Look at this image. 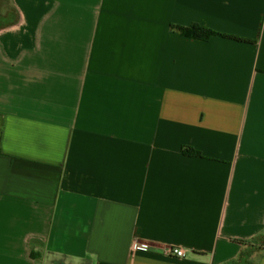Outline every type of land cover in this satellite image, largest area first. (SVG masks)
Instances as JSON below:
<instances>
[{"label": "crops", "instance_id": "crops-1", "mask_svg": "<svg viewBox=\"0 0 264 264\" xmlns=\"http://www.w3.org/2000/svg\"><path fill=\"white\" fill-rule=\"evenodd\" d=\"M10 4L0 264H264V0Z\"/></svg>", "mask_w": 264, "mask_h": 264}, {"label": "trees", "instance_id": "trees-1", "mask_svg": "<svg viewBox=\"0 0 264 264\" xmlns=\"http://www.w3.org/2000/svg\"><path fill=\"white\" fill-rule=\"evenodd\" d=\"M13 12H14V15H16V12L14 9H13ZM14 22H15V19L11 21V23H14ZM176 30L182 37L193 39V40H198V41H208L212 36H215V33H213L212 31L202 28V27H198V26H191L188 28H176ZM181 153L187 157L201 158V155L198 152L188 147H182Z\"/></svg>", "mask_w": 264, "mask_h": 264}, {"label": "built area", "instance_id": "built-area-1", "mask_svg": "<svg viewBox=\"0 0 264 264\" xmlns=\"http://www.w3.org/2000/svg\"><path fill=\"white\" fill-rule=\"evenodd\" d=\"M130 249L146 251L147 247L142 246V245H137L136 243H131ZM189 252H190V249H188L187 247L177 246L169 250V256L173 259L182 260L186 258Z\"/></svg>", "mask_w": 264, "mask_h": 264}, {"label": "rangeland", "instance_id": "rangeland-1", "mask_svg": "<svg viewBox=\"0 0 264 264\" xmlns=\"http://www.w3.org/2000/svg\"><path fill=\"white\" fill-rule=\"evenodd\" d=\"M13 15V7L10 4V0H0V19L9 20V17Z\"/></svg>", "mask_w": 264, "mask_h": 264}]
</instances>
